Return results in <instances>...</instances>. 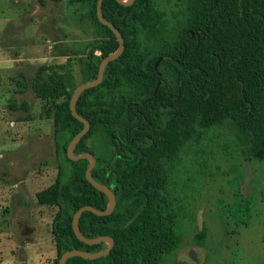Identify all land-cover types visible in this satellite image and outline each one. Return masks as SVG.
I'll use <instances>...</instances> for the list:
<instances>
[{"label": "trees", "instance_id": "16d2710c", "mask_svg": "<svg viewBox=\"0 0 264 264\" xmlns=\"http://www.w3.org/2000/svg\"><path fill=\"white\" fill-rule=\"evenodd\" d=\"M77 1L96 34L81 65L87 83L97 79L102 60L118 50L119 41L98 18L99 0ZM175 1L177 10L168 13L157 0L103 2V15L122 33L125 51L108 65L103 82L77 102L91 129L75 153L96 158L94 179L117 197L110 216L84 212L80 230L87 238L112 237L115 246L106 257H73L66 264H162L176 252L183 238L181 212L170 193L174 170L185 148L199 145L209 132L225 128L245 157L264 156V0ZM46 70L41 67L30 85L37 97H64L56 107L55 138L65 159L55 183L36 200L58 208L52 233L59 264L67 252L108 247L80 241L73 218L88 205L105 211L109 200L87 180L90 162L67 156L84 129L70 108L80 85L73 64L60 73ZM11 108L30 111L27 102ZM251 206L249 199L238 200L230 217L248 225Z\"/></svg>", "mask_w": 264, "mask_h": 264}, {"label": "rangeland", "instance_id": "374dc122", "mask_svg": "<svg viewBox=\"0 0 264 264\" xmlns=\"http://www.w3.org/2000/svg\"><path fill=\"white\" fill-rule=\"evenodd\" d=\"M157 5L177 10L175 0ZM82 6L77 0H0V264H56L57 254L50 257L58 208L39 205L36 195L55 183L65 159L55 138L56 107L64 97H37L30 82L41 67L60 73L72 63L82 84L81 65L96 36ZM23 102L29 112L11 108ZM237 146L221 128L182 152L170 193L183 240L162 264H264V156L250 159ZM248 199L251 219L236 224L230 211ZM29 224L34 232L27 241Z\"/></svg>", "mask_w": 264, "mask_h": 264}, {"label": "water", "instance_id": "95a60500", "mask_svg": "<svg viewBox=\"0 0 264 264\" xmlns=\"http://www.w3.org/2000/svg\"><path fill=\"white\" fill-rule=\"evenodd\" d=\"M135 1L136 0H117L118 3H120L121 5H124V6H132L135 3ZM103 2H104V0L98 1V5H97L98 18L102 24L108 26L113 31V33L115 34V36L117 37V39L119 41V48L115 53L109 55L108 57H106L102 60L100 67H99L98 77L95 81L82 83V84L78 85L76 87L74 93H73L71 103H70L71 112H72L73 117H75L77 120H79L80 122H82L84 124V129L80 133H78L74 137V139L71 141V143L69 144L68 149H67V156L72 161L88 160L90 162V165H89L87 172H86L87 180L98 191L104 193L108 197V200H109L108 208L105 211H100V210H98L92 206H89V205L80 208L76 212V214L74 215V218H73L74 232H75L77 238L87 245H98V244L105 243V244H107L108 247L105 250L99 251L96 253H89V252H84V251H80V250H73V251L67 252L61 257V259L59 260V264H66L68 259L73 258V257H80V258H83L85 260H97V259L108 256L115 246V240L112 237L102 236V237H98V238H87L82 234V232L80 230V219H81L84 212L89 211V212H92V213L96 214L97 216H101V217L110 216L114 213V211L116 209L117 197H116L115 193L110 189V187H108L107 185H104V184H102V183H100L94 179L93 170L97 164L96 158L91 153H84L81 155H76V153H75L78 144L83 139V137L88 134V132L91 129L90 122L86 118L79 115V113L77 111V102H78L80 96L86 90L95 88L103 82L105 71H106V68L108 67V65L111 62L119 59L125 51V40H124L122 33L114 24L107 21L103 15ZM192 258L195 259V256L192 255Z\"/></svg>", "mask_w": 264, "mask_h": 264}, {"label": "crops", "instance_id": "0c3cea01", "mask_svg": "<svg viewBox=\"0 0 264 264\" xmlns=\"http://www.w3.org/2000/svg\"><path fill=\"white\" fill-rule=\"evenodd\" d=\"M25 232L28 235V240L27 241H29L30 240V237H31V234L34 232L33 226H31L30 224L29 225H26ZM56 254H57V251H56V253L52 257H50V259L53 258L54 256H56Z\"/></svg>", "mask_w": 264, "mask_h": 264}]
</instances>
